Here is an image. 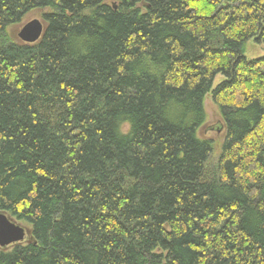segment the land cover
<instances>
[{
  "label": "trees",
  "instance_id": "trees-1",
  "mask_svg": "<svg viewBox=\"0 0 264 264\" xmlns=\"http://www.w3.org/2000/svg\"><path fill=\"white\" fill-rule=\"evenodd\" d=\"M35 9L39 40L8 35ZM251 39L264 0H0V211L30 232L0 264H264Z\"/></svg>",
  "mask_w": 264,
  "mask_h": 264
},
{
  "label": "rangeland",
  "instance_id": "rangeland-1",
  "mask_svg": "<svg viewBox=\"0 0 264 264\" xmlns=\"http://www.w3.org/2000/svg\"><path fill=\"white\" fill-rule=\"evenodd\" d=\"M45 12H48V9H35L32 11H29L24 15V17L21 19L20 23L12 25L8 29V35L16 34L23 25H25L27 22L31 21L32 19H39L42 21L41 15ZM246 51L245 55L248 59H253L260 57L264 54V46L263 45H257L254 43V41L251 39L246 43ZM220 76H217L214 80L213 85H216L218 81L220 80ZM204 109H205V115L206 119L205 122L198 128L197 135L201 139H208L211 141V156L209 158V163L212 165L216 164L217 158L219 156L221 145L223 143L224 137H225V131L222 129L217 130L216 126H220V123H222V118L219 114V111L217 107L213 104L210 95H207L204 99ZM11 219V218H10ZM14 222H16L18 225L22 226L26 230V237L23 242H21L19 245H24L29 243L30 241V232L29 228L22 222L16 221L14 219H11ZM14 245L7 246L6 249H11Z\"/></svg>",
  "mask_w": 264,
  "mask_h": 264
},
{
  "label": "water",
  "instance_id": "water-1",
  "mask_svg": "<svg viewBox=\"0 0 264 264\" xmlns=\"http://www.w3.org/2000/svg\"><path fill=\"white\" fill-rule=\"evenodd\" d=\"M44 31L43 22L32 19L17 32V38L24 43H34L40 39ZM221 130L219 126L218 130ZM26 230L0 211V248L19 244L25 240Z\"/></svg>",
  "mask_w": 264,
  "mask_h": 264
},
{
  "label": "bare ground",
  "instance_id": "bare-ground-1",
  "mask_svg": "<svg viewBox=\"0 0 264 264\" xmlns=\"http://www.w3.org/2000/svg\"><path fill=\"white\" fill-rule=\"evenodd\" d=\"M216 128H217V130H218V128H219V126H216ZM7 216L10 218V216L7 214Z\"/></svg>",
  "mask_w": 264,
  "mask_h": 264
}]
</instances>
